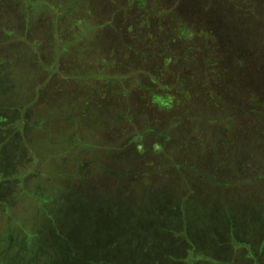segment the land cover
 <instances>
[{"label":"rangeland","instance_id":"374dc122","mask_svg":"<svg viewBox=\"0 0 264 264\" xmlns=\"http://www.w3.org/2000/svg\"><path fill=\"white\" fill-rule=\"evenodd\" d=\"M0 92V264H264V0H0Z\"/></svg>","mask_w":264,"mask_h":264},{"label":"crops","instance_id":"0c3cea01","mask_svg":"<svg viewBox=\"0 0 264 264\" xmlns=\"http://www.w3.org/2000/svg\"><path fill=\"white\" fill-rule=\"evenodd\" d=\"M38 86V85H37ZM110 92L112 93V94H114L115 92H117L116 91V89L115 88H113V89H110ZM2 99V92H0V131L2 132V133H4V134H6V137L8 136V135H13L16 139H20V140H22V135L24 134V135H26V134H28V133H30V131H29V126L28 125H23V126H18V125H16V123H13V122H10L11 121V119H12V121H15V120H18V119H20V118H25L26 120L28 119V114H27V111L25 112H23L22 114L21 113H18V115H17V113H16V111H13V113H12V111H11V113L12 114H14V116L15 117H11L10 115H9V110H7V109H1V106H3V105H5V102L4 101H2L1 100ZM26 110H28V109H26ZM16 113V114H15ZM123 116H124V114H122V115H120V117H121V119H123ZM28 121V120H27ZM103 122V121H102ZM120 121H118L117 123H116V125L119 123ZM114 126L113 125V127H118V125L117 126ZM24 127V129H22ZM89 127V126H88ZM103 127V126H102ZM32 131H34L33 129H32ZM38 131H40V130H38ZM35 132V131H34ZM36 134H37V131L35 132ZM93 133H94V131H93ZM16 134H19V136H17ZM20 134H21V137H20ZM31 134V133H30ZM37 138H38V136H37ZM77 152H80V150L79 151H77ZM83 152V151H82ZM38 155V154H37ZM76 155L78 156V154L76 153ZM39 156V155H38ZM94 159H96L97 160V158L95 157ZM96 162H98V161H96ZM237 171L238 172H240V173H238L237 174ZM252 165H250V166H248L247 165V167H246V164H245V169H237V167H235V166H233V168H232V172H229V174L231 175V181H232V185H234V184H236L237 182V180L238 181H242V179H244V178H251V175H253L254 173H252ZM256 176L254 177V180H261L262 178H263V176H262V174L259 176L257 173L255 174ZM259 177H258V176ZM261 182V181H260ZM23 186V185H22ZM207 186V184L205 183L204 184V187H206ZM24 187V186H23ZM14 188H16V187H14ZM15 191V189L14 190H12V192L11 193H13ZM7 195V194H6ZM6 195H4L5 196V198H7L6 197ZM17 199V197H15V200ZM12 200H14V198H10V200H8L7 201V204L9 205V209L11 208L10 206H12L13 205V203L15 202V200L14 201H12ZM179 213H180V215H181V211H179ZM231 230H230V227H228L227 229H226V234H227V238H224L223 239V241L225 242L224 243V246L222 247V248H225V250L224 251H226L225 252V254H223L222 255V253L221 252H219L222 248H219V249H217V247L216 246H214L213 245V251H211V252H214V257L216 258V259H218V260H223V261H229V260H231L230 259V257L232 256V248L230 247V242H231V239H232V236H231ZM239 240V239H238ZM196 242V241H195ZM197 243V242H196ZM250 244H252V245H254L255 243H256V245H260V242L259 241H255V242H249ZM249 244V245H250ZM0 245H3V243H2V239H1V237H0ZM255 245V246H256ZM2 250H3V248H2ZM1 250V251H2ZM223 252V251H222ZM247 252V248H244V253H246ZM227 253H230V254H227ZM228 255L227 256V258L225 259V255ZM223 256L224 257V259H221V258H219V257H217V256ZM250 262L251 263H254L252 260H250ZM255 264V263H254Z\"/></svg>","mask_w":264,"mask_h":264}]
</instances>
